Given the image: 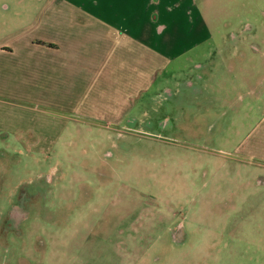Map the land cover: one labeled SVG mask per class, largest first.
Returning a JSON list of instances; mask_svg holds the SVG:
<instances>
[{"label": "rangeland", "instance_id": "374dc122", "mask_svg": "<svg viewBox=\"0 0 264 264\" xmlns=\"http://www.w3.org/2000/svg\"><path fill=\"white\" fill-rule=\"evenodd\" d=\"M47 2L0 0V37ZM195 63L97 118L0 92V264L248 261L264 236V148L244 139L259 117L224 89L209 116ZM31 123L41 138H13Z\"/></svg>", "mask_w": 264, "mask_h": 264}, {"label": "crops", "instance_id": "0c3cea01", "mask_svg": "<svg viewBox=\"0 0 264 264\" xmlns=\"http://www.w3.org/2000/svg\"><path fill=\"white\" fill-rule=\"evenodd\" d=\"M183 58L196 60V89L212 92L209 116L220 112L221 89L236 96L238 111L254 107L259 120L244 139L264 148V0H48L35 20L0 37V92L97 118ZM31 124L13 138H41ZM261 241L242 253L245 264H264Z\"/></svg>", "mask_w": 264, "mask_h": 264}]
</instances>
